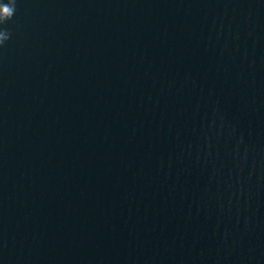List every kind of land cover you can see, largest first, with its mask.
Wrapping results in <instances>:
<instances>
[{"label":"water","instance_id":"95a60500","mask_svg":"<svg viewBox=\"0 0 264 264\" xmlns=\"http://www.w3.org/2000/svg\"><path fill=\"white\" fill-rule=\"evenodd\" d=\"M15 9L0 24V264H154L264 68V0Z\"/></svg>","mask_w":264,"mask_h":264},{"label":"clouds","instance_id":"9594fccd","mask_svg":"<svg viewBox=\"0 0 264 264\" xmlns=\"http://www.w3.org/2000/svg\"><path fill=\"white\" fill-rule=\"evenodd\" d=\"M16 0H6L5 3L0 4V24L10 20L15 13ZM0 33H7L5 30H0ZM9 38V36L7 37Z\"/></svg>","mask_w":264,"mask_h":264}]
</instances>
